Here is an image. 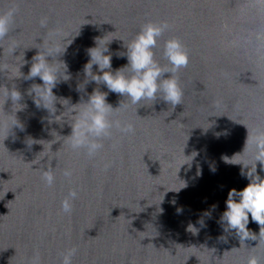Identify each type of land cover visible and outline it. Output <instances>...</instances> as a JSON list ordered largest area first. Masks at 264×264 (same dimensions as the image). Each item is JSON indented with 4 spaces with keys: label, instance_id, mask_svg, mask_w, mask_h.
Segmentation results:
<instances>
[{
    "label": "water",
    "instance_id": "obj_1",
    "mask_svg": "<svg viewBox=\"0 0 264 264\" xmlns=\"http://www.w3.org/2000/svg\"><path fill=\"white\" fill-rule=\"evenodd\" d=\"M13 7L11 31L0 41V65L10 73L0 72V86L21 92L15 115L23 129L14 127L5 141L0 134V264H62L73 247L72 264H247L251 256L264 264L261 226L250 214L248 230L257 240L241 243L221 222L229 191L250 183L241 175L250 166L223 157L243 153L248 129H264V0H0V14ZM149 21L170 25L154 50L161 65L170 38H179L189 54V65L177 73L181 104L158 98L131 105L84 72L96 38L108 45L113 70L127 65L118 53ZM57 28L62 46L72 41L57 57L69 75L53 89L55 115L65 112L59 122L28 94L43 81L25 79L43 38ZM10 48H17L13 55ZM93 73L102 75L98 65ZM97 88L108 92L114 109L124 106L113 118L135 131L114 128L89 157L72 150L66 137L71 106ZM3 102L0 95V107ZM4 110L11 114L10 99ZM251 157L249 151L232 162L254 163ZM49 169L51 187L41 178ZM257 174L264 178L259 162ZM73 189L78 198L67 214L61 204Z\"/></svg>",
    "mask_w": 264,
    "mask_h": 264
},
{
    "label": "clouds",
    "instance_id": "obj_2",
    "mask_svg": "<svg viewBox=\"0 0 264 264\" xmlns=\"http://www.w3.org/2000/svg\"><path fill=\"white\" fill-rule=\"evenodd\" d=\"M15 12L16 9L13 7L0 14V41L5 40L11 31ZM47 24L48 18L43 17L40 20L41 27L46 28ZM169 27L167 21H149L142 25L135 38L125 42L127 51L118 53L119 57L126 56L128 63L117 70L112 69L113 56L109 52L108 45L103 47L101 44L103 38H96V46L88 49L90 60L84 67L86 76L91 77L89 80L95 81L98 85H106L108 92L126 97L131 105L141 104L149 100L156 101L158 98H162L173 106L181 104L184 93L177 73L189 65L190 57L186 47L179 38H170L165 41L163 50L167 64L161 65L155 58L154 50L158 41L169 30ZM61 36L62 32L59 28L46 34L43 38V51L38 48L40 51L33 57L30 71L25 77L26 80L38 77L43 81L42 85L33 84L28 94L31 96L32 93H35L33 99L36 107L47 109L50 115L54 117L55 122H59L65 112L55 115L57 112L55 104L58 98L53 93V89L61 79L64 81L69 79L67 65L57 57L63 55L67 46L72 43L71 40L68 43L67 40L69 39L66 38L62 46L57 39ZM16 49L10 48L12 55ZM48 57L53 58L51 62ZM61 64L64 66L63 72H61ZM93 65H98V71L102 75L93 73ZM5 70L10 73V68L6 64L0 65V72ZM168 73L171 74L170 77L165 78V74ZM0 89L4 90L0 93L4 97L3 105L0 107V134H4L5 141L14 127L23 129V125L15 115L17 111L21 110V108L18 110L16 105H21L22 94L13 86L10 89L6 86H0ZM108 92H101L97 88L90 94L86 102L82 101L71 106L72 113L75 115L72 114V122L70 123L71 135L66 138L72 150L84 149L89 157H93L104 147L102 141L112 137L114 128L123 135L134 133L133 124L113 118L124 106L121 104L114 109L107 102ZM9 99L12 101L11 114L4 110V105ZM52 122L53 120L49 119V123ZM249 151L252 152L251 159L254 163H246L243 160L239 163L232 162L237 155H244ZM223 159L229 164L242 163L245 168L250 166L247 173L243 169L241 171V175L246 176L250 183L242 191L236 189L229 191L226 201L227 210L223 212L221 222L226 225V231L228 229L236 230L241 243L249 238L257 240L248 230L250 214L252 221L261 226L258 236L260 238L258 239V246H260L261 242H264V178L257 174V162L264 166V129H258L255 134H252L248 129L243 153L236 154L232 158L225 156ZM63 175L70 179L72 172L66 169ZM41 178L49 187L54 184L55 177L51 169L44 171ZM77 198L78 192L75 189L70 190L62 201V211L70 214L73 207L72 202ZM193 228L192 225L188 226V230L191 232H193ZM76 253L75 247L68 249L66 253L62 254V264H72V259ZM34 264H36L35 261ZM247 264H260V260L256 256H251Z\"/></svg>",
    "mask_w": 264,
    "mask_h": 264
}]
</instances>
